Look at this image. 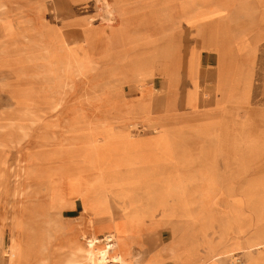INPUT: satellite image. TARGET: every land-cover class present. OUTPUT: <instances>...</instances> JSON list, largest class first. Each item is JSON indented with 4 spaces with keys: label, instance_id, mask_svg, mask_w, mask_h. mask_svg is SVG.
<instances>
[{
    "label": "rangeland",
    "instance_id": "1",
    "mask_svg": "<svg viewBox=\"0 0 264 264\" xmlns=\"http://www.w3.org/2000/svg\"><path fill=\"white\" fill-rule=\"evenodd\" d=\"M72 1L75 17L66 18L53 0H0V264H10L15 241L13 264H87L81 243L93 230L97 248L110 237L112 258L122 255L109 264H193L170 252L182 229L160 227L166 258L147 245L139 254L90 222L79 196L101 187L123 197L127 219L151 211L154 195L141 184L115 173L96 183L136 161L137 176L151 184L163 172L214 168L221 191L211 193L209 182L187 194L177 180L174 201L196 208H185V220L216 253L245 252L232 240L264 232V0ZM44 47L57 61L29 58ZM216 47L234 56L221 60ZM245 77L248 103L232 102L226 88L234 83L243 94L234 80ZM188 96L198 105L188 106ZM192 135L216 146L188 142ZM93 164L101 173L89 180ZM141 225L153 241L154 217ZM229 256L227 264L248 263L245 253Z\"/></svg>",
    "mask_w": 264,
    "mask_h": 264
},
{
    "label": "crops",
    "instance_id": "2",
    "mask_svg": "<svg viewBox=\"0 0 264 264\" xmlns=\"http://www.w3.org/2000/svg\"><path fill=\"white\" fill-rule=\"evenodd\" d=\"M53 2H57V4L59 5L60 9L62 7L64 11L63 14H61L60 16L62 17H75V11H74V5H73V1L72 0H53ZM56 4V7H57ZM62 10V9H61ZM75 23L77 24V19L75 20ZM89 25V23H88ZM87 26V25H85ZM216 49L219 51V53L221 54L220 59L224 60L226 58L231 59L234 56L233 51H228L227 54L223 53V51L220 49V47H216ZM226 56V57H224ZM231 82H233V80H231ZM234 82L239 83V86H242V93H238L237 90H240L239 87L236 89L233 88L234 83L232 84V86L226 88V92H228L229 97H231V101L232 102H236L238 104H246L249 101V92H250V88H251V82H249V77H245L243 80L240 79H235ZM188 99L191 100V103L188 104V106H191L192 104H197L199 103V99L197 97H190L188 96ZM245 100V101H244ZM164 134V135H163ZM160 135V139H165V141H168V134L165 135V133H163ZM163 136H166L163 138ZM194 140H201L204 141L205 144L206 142H210L211 144H206V145H210L213 148L216 146V142L212 141V139H203L201 138V136H193L188 140V142L190 141H194ZM211 140V141H210ZM169 149L168 151H162L160 152L158 155L159 156H163L165 158H167ZM158 156V157H159ZM153 157V156H152ZM155 160L159 159L156 157H153ZM234 164V161L232 162ZM134 166L139 165V162L136 161L133 163ZM208 169H210V171H208L205 174V167H200L197 169H192V170H176V172L172 173V177L174 179H177L181 182V188L183 190V192H186L187 187L193 186L194 189H198L200 191H203L204 187L209 186V182H211L212 185L216 184V190H212L211 193H218L219 191H221L222 189H220L221 187V180L220 177L217 176V174L215 173L214 168L212 167H207ZM131 170H133V167L130 166H126L123 165V167L121 169L118 170H113V171H108L106 172V174L98 179L96 181L99 182L100 180L104 179L105 176L109 173H115V174H119L121 175L123 178H126L128 180L134 181L136 183L141 184L144 188H146L148 191H150L153 195H154V199H155V195L156 198L158 197L157 191H156V187L151 184L148 180L145 179H141L136 175H133V173H131ZM180 171H188L190 172L189 175L187 177H183L180 174ZM196 173V174H193ZM87 175H97L99 173H101L100 168H97L95 164H93V168H91L88 172H86ZM74 174V173H73ZM71 173V180H75L77 177L79 176H85V178L87 177V175H73ZM202 175L207 176L208 178H203ZM238 175H232L231 174V178L233 177H237ZM190 177H196L194 178V180L192 182H188V178ZM207 179V181H206ZM206 182H208V185L206 184ZM183 183V184H182ZM225 192V191H224ZM82 195L79 196V200L85 204V207L87 209V215H89L90 217V222L93 224V227L96 226H100V227H106L105 229H109L111 232H113L117 237L124 239L125 245L127 243L130 244V247H134L137 249L136 252H138L140 254L141 252V248H143L144 250L148 251V249L146 248V245L152 249L154 251V253L156 251H159L160 253H162L166 258L168 256L167 250H162L161 246L157 245V239H161L160 237L157 238V235L159 233H161L163 230H160V227H164V228H171L175 233L182 229L183 230V234L179 239V242L175 243L171 248H170V252L172 254L179 252L182 256H190L192 254H194L195 252H197L200 255L206 254L207 252L210 251L209 247L207 245H205L204 241V236L199 233L198 231L196 233H192L191 230H193V221L192 220H183L181 216H179V211L181 210L177 204L175 203L174 200H171V205L172 207L170 209H164L162 207L159 206V202L156 204V209L155 208V200H154V205L151 209V211L147 212L146 215L140 220L137 221L135 220L134 223H131L130 220L133 218H126L122 216V209H124L123 205H124V201H123V197H119L118 195H115L114 193L109 192L107 189L104 188H98L92 191H88V192H81ZM226 193H233V191L226 189ZM188 194V193H187ZM203 195V193H198ZM189 196V195H188ZM159 199V197H158ZM134 200H137L134 198ZM159 201V200H158ZM191 206L188 205V203H186L185 208L188 209L189 211L192 210V212L194 211V209H196L194 206L191 207L192 209L190 210ZM127 209V208H126ZM135 209H133L132 211H134ZM154 211V213L152 214V212ZM153 215L154 216V221L156 223L155 227L152 228V230L150 231V234L155 236L153 238V241H149L148 239V235L147 232L145 230V227H143L141 225V222L144 218H146L149 215ZM220 214V212L218 213V215ZM149 219V218H148ZM95 231V230H94ZM110 231L105 232V234H108ZM149 234V235H150ZM217 235V234H216ZM163 236V234H162ZM218 238V235H217ZM251 235L247 234L244 236V238H239V239H234L232 240V244H235V246L239 245L246 249L245 252H243V250L240 251H236V250H231V247H221L220 249L222 250V248H224V253H223V257H224V261L226 262L228 260V258L230 257L229 255L232 253H245L246 254V258L248 259V261H252L255 256V247H251L250 249L247 248L248 245V241L249 239H251ZM171 241V240H170ZM164 245V244H163ZM161 247V248H160ZM200 247H202L200 249ZM255 248V249H254ZM249 249V250H248ZM249 251V252H248ZM121 255V254H120ZM128 255V253H127ZM122 258V255H121ZM123 259V258H122ZM153 262H157L159 259V256L154 254L152 256ZM166 264V263H165ZM168 264H174V262H170Z\"/></svg>",
    "mask_w": 264,
    "mask_h": 264
},
{
    "label": "bare ground",
    "instance_id": "3",
    "mask_svg": "<svg viewBox=\"0 0 264 264\" xmlns=\"http://www.w3.org/2000/svg\"><path fill=\"white\" fill-rule=\"evenodd\" d=\"M91 33H89V37L88 40L90 42L91 39ZM88 36V35H87ZM10 43V42H9ZM5 46V45H4ZM87 46H89L87 44ZM3 47V45H2ZM38 50V49H37ZM86 52V51H84ZM68 56L71 57V54L69 52H67ZM29 58L32 59H52L53 61H57V56H54L53 58L50 57V53L48 52V47H44L42 50H39V52L31 54L29 56ZM74 61V60H72ZM31 63V62H30ZM83 63V62H82ZM31 65V64H30ZM47 67L50 65H46ZM44 68V67H43ZM21 70V69H20ZM26 70V69H25ZM24 70V71H25ZM27 71V70H26ZM19 72V71H18ZM25 73V72H24ZM21 74V73H20ZM27 74V73H26ZM34 76V75H33ZM96 85V84H95ZM191 97V96H189ZM190 102V100H189ZM189 104V103H188ZM117 136H122L121 134H117ZM117 138V137H115ZM134 156V154L132 155ZM130 158H132L130 156ZM119 168L121 169V167H123V165H126L128 167L132 166L134 167L132 162H123V163H119ZM174 164V163H173ZM182 164V163H181ZM170 165V164H169ZM172 166V165H171ZM176 166H174L175 168ZM173 168V171H174ZM140 169H138L139 171ZM168 170V169H167ZM157 171V170H156ZM153 172V170H152ZM158 172V171H157ZM168 172V171H167ZM176 172V171H175ZM131 173H133V175H136L135 170H131ZM155 173V172H154ZM165 172H163L160 176H156L155 180L152 182V184L156 187V191L158 194V197L156 198L155 195V208L156 209V204L159 202V206L164 208V209H170L172 207L171 205V200H174V195H175V191L177 189V179H174L172 177V174L170 175H166L164 174ZM173 173V172H172ZM140 174V173H139ZM159 174V173H158ZM141 175V174H140ZM89 177V176H88ZM139 177V176H138ZM88 180V178H86ZM90 180V177H89ZM96 181V180H95ZM90 181L87 182V184ZM86 183V181H85ZM91 183V182H90ZM94 183V182H93ZM86 184V185H87ZM159 200V201H158ZM177 204V203H176ZM178 206V205H177ZM181 210L179 211V216L182 217L183 220L186 219V212H185V208L183 209V207L181 208L180 206H178ZM154 213V211L152 212V214ZM151 214V216H153ZM154 217V216H153ZM134 220H131V222ZM144 221V219L142 220V222ZM134 223V222H133ZM45 225V224H44ZM242 232H239V234H241L240 236H242ZM264 232H257L256 235L257 237H254L253 239H251L247 245V248H251V247H255V258L252 261H248L247 264H263L264 263V241H258V238L264 237ZM260 236V237H259ZM86 238L84 239V242L81 243L82 246V256L85 258V261L87 262V264H109L112 261H120L121 255L118 254L114 259L112 258V253L115 250L116 245L114 243L111 242L110 237L109 240L107 241V247L105 249H100L97 248V243H99V241L101 240L100 238H97L94 235V230L93 233L90 237L85 236ZM21 244V243H20ZM10 264H13V261L18 258L19 254L21 253V248L19 245L18 241H15L14 243L11 244L10 246ZM210 251L207 252L206 254L200 255L197 252H195L194 254L189 256L190 262H193V264H207L208 262H215L216 264H227L223 259L224 257L222 256V254L220 253H216V247L214 245L209 247ZM248 249V250H249ZM249 252V251H248ZM74 258V257H72ZM230 258V257H229ZM20 259V258H19ZM233 261V260H232ZM234 262V261H233ZM181 264V263H180ZM183 264V263H182Z\"/></svg>",
    "mask_w": 264,
    "mask_h": 264
},
{
    "label": "built area",
    "instance_id": "4",
    "mask_svg": "<svg viewBox=\"0 0 264 264\" xmlns=\"http://www.w3.org/2000/svg\"><path fill=\"white\" fill-rule=\"evenodd\" d=\"M240 262V261H239Z\"/></svg>",
    "mask_w": 264,
    "mask_h": 264
}]
</instances>
